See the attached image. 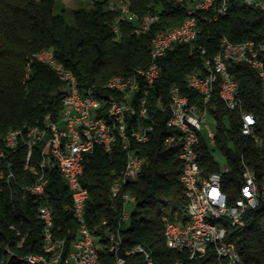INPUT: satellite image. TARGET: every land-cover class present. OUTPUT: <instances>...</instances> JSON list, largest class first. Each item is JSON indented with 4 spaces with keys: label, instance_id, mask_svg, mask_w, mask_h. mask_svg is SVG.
Returning a JSON list of instances; mask_svg holds the SVG:
<instances>
[{
    "label": "trees",
    "instance_id": "obj_1",
    "mask_svg": "<svg viewBox=\"0 0 264 264\" xmlns=\"http://www.w3.org/2000/svg\"><path fill=\"white\" fill-rule=\"evenodd\" d=\"M109 1L93 0L92 7L75 9L73 22L67 23L63 14L54 12L53 0H0V169L13 174L0 184V264H28L25 260L28 255L43 253V226L38 217V204L30 195H24L28 194L24 187L34 179L32 172L24 169L25 146L18 144L16 148H7L1 138L9 130L25 131L40 124L47 114L56 121L62 108L64 87L46 65L36 61L30 64L26 77L28 57L52 48L56 59L74 73L81 89L92 88L98 95L106 93L104 84L110 77L129 76L136 69L146 68L154 35L183 24L190 9L188 3L173 0H120L136 20H120L119 32L115 33L112 26L118 14L108 11ZM226 9V14L216 20H212L211 11L195 14L199 34L194 47L172 45L159 61V81L149 88V106L154 109L150 113L155 112L154 128L150 141L138 145V154L144 162L136 182L122 186V192L133 195L135 202L129 224L121 230L119 249L141 246L151 255L154 264H219V258L212 253L191 260L169 249L163 238L166 221L186 222L188 202L178 180L181 171L178 147L167 141L170 135L165 126L167 114L157 113L153 104L160 99L167 105L168 91L173 85L191 101H197L196 93L186 85L187 76L200 67L205 58L215 55L223 37L234 44L245 40L257 44L264 42L263 11L241 0H226ZM152 12L158 15L157 21L144 34H134L138 21ZM198 47L205 49V56L200 54ZM227 67L237 83L240 108L227 109L215 91L208 112L216 125L213 143L229 167V172L222 177V188L231 201L242 181L243 164L258 179L264 177V96L255 70L234 62H229ZM240 110L254 116V137L241 134ZM206 141L201 137L196 149L203 176L220 169ZM41 148L35 147L33 164L39 159ZM114 151L111 156L96 148L87 155L80 176V183L88 190L87 226L95 234L114 231L120 211L119 202L110 198L109 188L121 175L125 158L119 148ZM45 175L54 239L64 240L65 246L70 248L78 233L70 194L56 167L45 168ZM243 219L241 227L224 222L227 239L235 243L242 264H264V203L247 211ZM102 220L106 225L100 228L98 224ZM21 237L24 240L18 245ZM101 237V242H106V235ZM98 252L101 260L99 245ZM109 254L103 243L102 255ZM139 261V255L135 254L127 258L126 264ZM111 262L112 256L104 257V264Z\"/></svg>",
    "mask_w": 264,
    "mask_h": 264
},
{
    "label": "built area",
    "instance_id": "obj_2",
    "mask_svg": "<svg viewBox=\"0 0 264 264\" xmlns=\"http://www.w3.org/2000/svg\"><path fill=\"white\" fill-rule=\"evenodd\" d=\"M55 1V0H54ZM66 1V0H62ZM176 3H188L191 9V19H189L188 27L184 32V39L177 41V44H188L194 47L195 41L199 34V28L196 24V13L199 11H211L213 16L212 20H216L220 16L226 14V3L223 0H173ZM247 5H256L261 11L264 12V2L261 0H241ZM108 11L118 14V17L112 26L113 32L118 33V22L124 20V14L129 11V7H120V0H110L108 2ZM158 15L154 12L148 13V16H143L133 29L136 35L144 34L146 26L149 22H156ZM133 20H136L133 19ZM211 21V19H209ZM163 32V35L157 37L156 45V68L153 74L147 76V86L137 85L134 101L130 104L139 105V126L143 120H148L143 115V103L146 101V91L160 79V66L159 61L166 55L169 49V40L173 39V33ZM229 41L223 37L220 40V47L215 53V61L202 62L200 67H196L186 79V85L196 93L197 101H191L187 95L181 92L178 86L173 87L172 96H168L169 110L160 111V106L153 104L157 108V113L166 112L167 117L165 126L170 130V135L167 139L168 142L174 143L178 147V160L181 163V171L178 180L184 190L187 198V220L184 223L166 221L163 226L164 238L170 242L172 251H183L188 248L189 241H196L197 251L196 256H191V260L201 258V249H207L209 233L217 234V244L220 246V259L219 264H232L240 263L241 259L236 250L235 243L227 239V229L224 222L227 221L231 226L241 227V222L244 221V215L247 211L253 210V207H258L259 201H264V177L258 179L257 176L245 164L241 174V184L236 190V196L233 200L229 201L226 191L222 188V177L229 172V167L225 164L219 171L210 173L208 176H203L198 161L197 142L194 137V129H201V133L205 134V139L213 142L214 132L206 124L209 112H202V104H210V100L215 91L224 106L229 110L240 108L237 94V83L232 74L228 70L227 64L229 62L245 64L249 68L257 72L262 86V93L264 96V42L261 46H254L253 40H245L243 44V52H235V49H225V42ZM202 56H205V49L197 48ZM252 50L260 51V59H252ZM38 61L41 65L46 63H54L59 65V72L53 73L57 80L63 84L65 99L68 101L69 106H77L80 108V118H73L69 114L70 131L68 135H64L66 141V148H64V155L62 158V167L70 169V176L66 177L72 181V192L77 197V215L75 220L78 225V233L76 238V246L67 245L64 247L62 256H57L60 259V264H91L93 262H102L104 264V257L114 256L115 264H120V261H127V258L132 255H139L140 261L136 264H144L143 254L146 252L138 251V245L128 251H119V242L122 228V222L129 219L126 212L128 201H124L122 196V184L120 186L110 187V198L119 202V215L117 217L114 231L104 234H89L86 229V216L85 208L82 205L83 191L80 189L77 182L78 170H81V164H78L76 159V151H71V141L76 137L84 136L85 128H77V120L82 119L84 116V105L87 103H98L101 100V95L106 93H99L97 102H78L77 89L74 81V73L60 64L56 59L55 54L48 52L42 60ZM120 88V82L115 86V89ZM130 104L126 106L117 105V110L114 114L122 121V130L125 132L124 123H127V113L130 109ZM211 108V104H210ZM240 130L244 136L254 137V126L256 124L254 116L243 110L239 111ZM87 124H99V129L105 131V123L103 117H100V112L95 113V120ZM61 121H56V126H47V130H52V144L54 130H59ZM86 127V126H85ZM154 127L151 121V129ZM151 131V130H150ZM136 137V149L138 145L148 143L147 134H139ZM26 138V137H25ZM41 137H38V140ZM92 142H98V139H92ZM88 144H86L87 146ZM9 146H15V138H10ZM50 146V147H51ZM26 163L32 155L33 144H26ZM79 150H85L80 148ZM2 151V149H1ZM106 153L107 148H106ZM141 161H131L128 156V149L126 150V175L125 181L135 183L138 174L143 165ZM9 164L7 163V166ZM26 166V165H25ZM47 184L42 187H32L33 202L39 204V211L43 214L42 233H44V240H50L53 236V217H48V213H44V204H48L49 194L46 191ZM194 190H201L202 200L194 199ZM114 208L113 204L111 206ZM134 209V207H133ZM98 226H104L103 220L100 221ZM101 235H108V242H101ZM92 239H99V249L101 250V260H94L92 253L89 252V244ZM114 243V250L109 255H102V244ZM45 251H50V248H43ZM33 264H51V261L37 262L32 260Z\"/></svg>",
    "mask_w": 264,
    "mask_h": 264
},
{
    "label": "bare ground",
    "instance_id": "obj_3",
    "mask_svg": "<svg viewBox=\"0 0 264 264\" xmlns=\"http://www.w3.org/2000/svg\"><path fill=\"white\" fill-rule=\"evenodd\" d=\"M226 3V0H223ZM264 2V0H261ZM256 6V5H253ZM120 7H127L123 4ZM144 16H148V13ZM124 18L133 20L135 16L131 14L129 11H126L124 14ZM206 18V17H204ZM189 19H191V9L188 10V17L184 21L183 24L177 27L169 28L163 31L157 32L151 40L149 47V64L144 69H136L129 76H120L114 75L110 77L106 83L104 84V90L106 94L101 95V100L98 103H87L84 105V116L82 119L77 120V128H85L83 137H76L71 141V151H76V159L78 164H81V170H78L77 173V182L80 189L83 191L82 195V205L84 208L86 207V202L88 199V190L80 183V176L83 173L84 163L86 161V157L88 154H91L96 148H100L104 153L107 152L109 155L114 154V150L119 148L120 151L124 152V169L121 175L113 181L110 187L120 186V183H123L122 186H125L131 181H125L126 175V150L128 149V156L131 161H141V157L139 156V152L136 149V137L139 134H147L148 132L153 131L151 129V121L154 120V113H150L154 111V109H150L149 106V91H146V101L143 103V115L148 118V120H143L139 126V105L130 104L134 101L135 93L137 85L139 86H147V76H150L154 73L156 68V45H157V37L163 35V32H171V30H176L173 33V39L169 40V49L172 45L177 44V41H181L184 39L185 29L188 27ZM153 22H149L146 26L145 31H147L150 25ZM196 24L198 25V19L196 17ZM144 31V32H145ZM254 42V41H253ZM254 46H261V43H255ZM225 49H235V52H243V44H234L229 41L225 42ZM50 52L54 54V50L52 48L42 49L39 52L28 57V62L26 66V77L28 76V72L30 71V64L33 62L32 60H42L46 54ZM259 50H252V59H260ZM206 61H215V55L212 58H206ZM38 62V61H36ZM62 64L61 62H59ZM46 66L53 72H59V65L54 63H46ZM74 81L77 89V100L78 102H85L89 100V102H97L99 99V95L94 92L92 88L81 89L78 85V80L74 75ZM120 82V88L115 89V86ZM176 86V85H173ZM173 87L171 86L168 91V96H172ZM130 104L129 112L127 113V123H124L125 132H121L122 130V121L114 114V111L117 110V105L126 106ZM156 106H160V111L169 110V100L167 105H163L161 100L158 99L154 103ZM151 105V104H150ZM208 108H210V104H202V112H208ZM100 112V117H103V122L105 123L106 136L105 131L99 129V124H87L91 123L95 120V113ZM69 114L73 116V118H80V108L77 106H69L68 101L65 99V94L62 100V108L60 110V114L56 121H61V125L59 130H54L53 143L52 144V130H47V126H56V121H52L50 119L49 114H47L40 124L34 125L25 131L22 130H9L4 134L1 138L2 143L7 148H16L18 144H22L26 147V144H33L32 155L28 159L26 163V155H25V164L24 169L30 170L33 174L34 179L30 182V184L24 187V190L28 194H32V187H42L48 183V180L45 175V168H54L56 167L58 171L62 175V179L66 184L68 189V193L70 194L71 200V209L73 211V215H77V197L72 192V181L69 180L68 176H70V169L62 167V158L61 155H64V148H66V141L64 140V135H68L70 131V121ZM86 126V127H85ZM151 130V131H150ZM26 137V138H25ZM38 137H41L38 140ZM194 137H196L197 144L200 141L201 137L205 138V134L201 133V129H194ZM10 138H15V146H9ZM98 139V142H92V139ZM214 138V135H213ZM150 141V137H148V142ZM86 144H88L86 146ZM146 144V143H143ZM142 145V144H141ZM42 147L39 151V159L35 164L32 163L35 147ZM51 146V147H50ZM85 150H79L80 148H84ZM45 149L46 153L45 154ZM26 165V166H25ZM13 177L11 171L7 174L0 169V184L1 181L7 178ZM122 196H124V201H128V205L135 202V197L133 195H129L127 192H122ZM194 199L202 200V192L201 190H194ZM264 201H259L258 207H253V209H257L261 207ZM67 206V205H66ZM69 208L68 206L66 207ZM38 217L43 222V214L39 211V204L37 206ZM44 213H48V217H52V211L48 204H44ZM104 226L106 225V221H104ZM242 224V222H241ZM86 229L89 234H95L92 230L89 229L86 222ZM113 231H106L105 233H110ZM17 235L20 236V233L17 232ZM43 237V248H50V251H45L43 249L42 254L37 255H28L25 260L28 264H33L32 260H37V262H45L51 261V264H60V259H56L57 256H62L64 252L65 242L64 240H56L54 238L50 240H44V233H42ZM77 238V237H76ZM164 238V232H163ZM102 239V237H101ZM24 240V237L18 242V245H21ZM165 240V238H164ZM166 241V240H165ZM106 242H108V235H106ZM122 240L120 238L119 248L121 246ZM169 249H171L170 242H167ZM99 239H92L89 244V252L92 253L94 260H100L99 252H98ZM71 246H76V239L72 242ZM133 249V248H132ZM106 250L110 253L114 250V243H106ZM130 249H125L123 251H128ZM120 251V249H119ZM138 251L146 252L143 254L144 264H154L151 255L144 250L141 246H138ZM197 244L196 241H189L188 248H184L183 251H176L178 253L185 254L188 258L191 259V256H196ZM212 253L220 259V246L217 244V234L209 233L208 236V246L207 249H201V257ZM91 264H102L101 262H93ZM111 264H115L114 256H112ZM120 264H126V261H120ZM174 264H181V262H176ZM232 264H240V263H232Z\"/></svg>",
    "mask_w": 264,
    "mask_h": 264
},
{
    "label": "rangeland",
    "instance_id": "obj_4",
    "mask_svg": "<svg viewBox=\"0 0 264 264\" xmlns=\"http://www.w3.org/2000/svg\"><path fill=\"white\" fill-rule=\"evenodd\" d=\"M92 1L93 0H66V1L55 0L54 1V12L63 14L67 23H72L73 22V11L77 8L92 7ZM206 124L213 132H215L216 125L211 117L207 116ZM206 142H207L208 149L212 152L214 160L217 162L220 168H223L225 166L224 156L222 155L220 150L216 148L213 142H211L210 140H207ZM133 206L134 205L132 204L126 207V212L128 216H130V213L133 210ZM128 224H129V220H125L124 222H122V228L126 229Z\"/></svg>",
    "mask_w": 264,
    "mask_h": 264
},
{
    "label": "crops",
    "instance_id": "obj_5",
    "mask_svg": "<svg viewBox=\"0 0 264 264\" xmlns=\"http://www.w3.org/2000/svg\"><path fill=\"white\" fill-rule=\"evenodd\" d=\"M123 5V3H122V1H120V6H122Z\"/></svg>",
    "mask_w": 264,
    "mask_h": 264
}]
</instances>
